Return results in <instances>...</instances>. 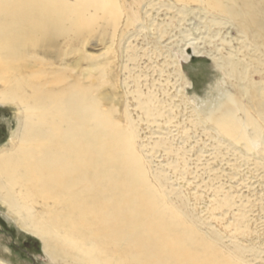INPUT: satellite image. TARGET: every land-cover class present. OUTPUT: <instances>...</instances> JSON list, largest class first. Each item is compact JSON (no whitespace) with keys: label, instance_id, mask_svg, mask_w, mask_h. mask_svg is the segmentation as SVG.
I'll return each mask as SVG.
<instances>
[{"label":"bare ground","instance_id":"6f19581e","mask_svg":"<svg viewBox=\"0 0 264 264\" xmlns=\"http://www.w3.org/2000/svg\"><path fill=\"white\" fill-rule=\"evenodd\" d=\"M169 1L183 6L178 22L191 4L206 15L216 13L223 21L211 24H231L257 53L242 55L224 42L229 49L218 60L231 90L206 113L191 109L193 125L208 121L215 134L234 143L264 146V90L255 86L264 66V0ZM140 3L0 0V104L15 103L20 111L18 133L0 151V200L26 213L33 233L50 242L64 264H244L236 252L199 234L149 181L131 115L124 109L116 119L113 95L103 92L109 63L81 54L97 27L113 44L122 19L125 28L139 19ZM171 24L166 22V31ZM199 54L192 48L185 59ZM73 55V69L62 68ZM174 73L183 79L179 68ZM155 90L153 83L129 95L147 119L163 118L168 108L171 121L177 107L159 100ZM180 97L185 108L189 100Z\"/></svg>","mask_w":264,"mask_h":264},{"label":"rangeland","instance_id":"374dc122","mask_svg":"<svg viewBox=\"0 0 264 264\" xmlns=\"http://www.w3.org/2000/svg\"><path fill=\"white\" fill-rule=\"evenodd\" d=\"M197 6H184L187 14L178 22L181 4L141 0L136 7L139 19L129 28H125L122 19L113 44L111 39L99 34L97 27L81 48V54L98 63H109L106 80L110 82L105 83L103 92L113 95L116 119L119 120L124 109L131 115L137 130L136 146L147 165L149 181L158 186L205 239L224 251L236 252L244 264H264V146L246 148L234 143L215 134L208 121L193 125L196 119L192 114L195 108L201 114L206 113L231 90L232 81L225 76V66L218 60L229 49L224 42L229 41L235 49L241 48L242 55L255 58L257 53L246 47L248 42L234 26L227 22L211 24L212 20L223 19L212 12L213 15H206ZM169 21L172 24L166 31L165 24ZM156 24L159 26L155 30ZM163 31L166 33L161 36ZM192 48L200 54L185 59ZM76 59L77 55L66 56L61 67L73 69L68 65ZM176 60L178 64L172 66L170 63ZM79 67L84 70L86 62L81 61ZM178 68L183 79L174 73ZM78 72L73 75L77 76ZM261 73L255 77V86L262 92L264 81L260 77H264V66ZM165 79L170 85L165 84ZM153 83L157 98L177 107L171 121L166 118L168 108L164 109L163 118L147 119L129 95L137 90L146 92V87ZM182 94L189 100L185 108L179 105ZM19 117L15 103L0 104V151L18 133ZM226 199L227 204L215 207ZM39 209L37 206L36 210ZM17 211L0 200V264H64L61 255H54L52 244H44L33 233L26 213Z\"/></svg>","mask_w":264,"mask_h":264}]
</instances>
